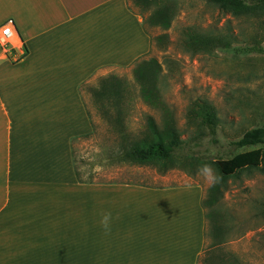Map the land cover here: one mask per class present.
I'll use <instances>...</instances> for the list:
<instances>
[{
	"label": "crops",
	"instance_id": "obj_1",
	"mask_svg": "<svg viewBox=\"0 0 264 264\" xmlns=\"http://www.w3.org/2000/svg\"><path fill=\"white\" fill-rule=\"evenodd\" d=\"M131 4L0 0V25L13 22L25 51L0 48V264H196L197 187L77 177L73 143L93 134L81 88L151 48Z\"/></svg>",
	"mask_w": 264,
	"mask_h": 264
},
{
	"label": "rangeland",
	"instance_id": "obj_2",
	"mask_svg": "<svg viewBox=\"0 0 264 264\" xmlns=\"http://www.w3.org/2000/svg\"><path fill=\"white\" fill-rule=\"evenodd\" d=\"M131 5L143 15L151 48L141 61L114 69L81 88L93 134L73 143L77 177L84 182L197 187L204 198L209 186L198 169L252 149H234L230 143L247 130L264 125V8L235 17L208 0H161L159 5L167 6L171 17L168 28L163 29L146 22L155 6L144 11ZM190 33L203 38L228 35L231 47L189 49L184 40ZM162 34L166 39H154ZM237 46L257 51L246 54L236 51ZM150 59L160 67L157 94L175 119L183 141L175 166L164 174L154 166L121 161L123 147L145 133L148 116L159 126L165 120L159 106L141 97L134 75L136 64ZM110 77L120 82L123 100L100 105L94 91ZM195 99L208 100L214 106L218 117L214 136L205 129L187 126V108ZM263 202L264 172L253 170L228 179L219 201L206 209L203 246L196 264H264Z\"/></svg>",
	"mask_w": 264,
	"mask_h": 264
},
{
	"label": "trees",
	"instance_id": "obj_3",
	"mask_svg": "<svg viewBox=\"0 0 264 264\" xmlns=\"http://www.w3.org/2000/svg\"><path fill=\"white\" fill-rule=\"evenodd\" d=\"M129 1L144 11L151 10L155 6L147 17L146 22L153 26L162 25L163 29L168 28L171 17L168 16L167 6L159 5L161 0ZM208 1L220 10L235 17L255 14L258 9L264 8V0ZM154 39L157 41L166 39V34L157 36ZM231 42L232 39L228 35L220 38L211 36L203 38L195 33L188 34L184 40L185 46L189 49H197L196 47L204 46L206 50H208L210 45L230 48ZM234 49L246 54L257 51L255 48L238 46ZM159 68V64L154 59L142 61L134 67V75L139 84L141 97L146 102L159 106L164 112L165 120L162 126H159L151 116H148L146 118L145 133L141 138L123 147L121 161L137 166H154L160 173L164 174L175 166L174 163L181 151L183 141L180 138L175 119L157 94L158 91L155 84ZM122 97L120 82L115 77L103 80L99 89L94 91V98L100 102V105L112 100H115L114 104H120L123 100ZM186 124L189 128L205 129L210 136H214L218 124L214 106L208 100L195 99L187 108ZM230 145L234 149L249 147L252 149L237 153L228 159H217L211 163L214 171L221 179L218 183L209 187L206 196L201 200V206L205 210V218L208 216L206 209L219 201L228 179L253 170L264 172V125L247 130L238 140L231 142ZM262 213L264 214V202L262 204Z\"/></svg>",
	"mask_w": 264,
	"mask_h": 264
},
{
	"label": "built area",
	"instance_id": "obj_4",
	"mask_svg": "<svg viewBox=\"0 0 264 264\" xmlns=\"http://www.w3.org/2000/svg\"><path fill=\"white\" fill-rule=\"evenodd\" d=\"M0 48L13 52L17 60L25 56L22 42L11 21L0 25ZM16 51H21V54L18 55Z\"/></svg>",
	"mask_w": 264,
	"mask_h": 264
},
{
	"label": "clouds",
	"instance_id": "obj_5",
	"mask_svg": "<svg viewBox=\"0 0 264 264\" xmlns=\"http://www.w3.org/2000/svg\"><path fill=\"white\" fill-rule=\"evenodd\" d=\"M198 175L201 176L203 181L209 186H213L216 183H218L221 179L220 176H218L215 171L212 169L211 166L208 164L202 165L198 169ZM112 213L110 211H103L100 215V226L104 230V232L107 234L111 230V223H112Z\"/></svg>",
	"mask_w": 264,
	"mask_h": 264
}]
</instances>
